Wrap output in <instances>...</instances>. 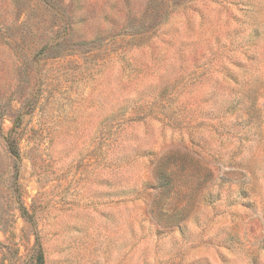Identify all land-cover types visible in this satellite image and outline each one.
<instances>
[{
	"label": "rangeland",
	"instance_id": "1",
	"mask_svg": "<svg viewBox=\"0 0 264 264\" xmlns=\"http://www.w3.org/2000/svg\"><path fill=\"white\" fill-rule=\"evenodd\" d=\"M0 264H264V0H0Z\"/></svg>",
	"mask_w": 264,
	"mask_h": 264
}]
</instances>
